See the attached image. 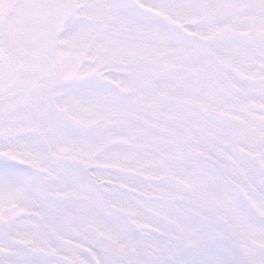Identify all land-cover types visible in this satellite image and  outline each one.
Returning a JSON list of instances; mask_svg holds the SVG:
<instances>
[{"label":"snow or ice","instance_id":"6c2138e0","mask_svg":"<svg viewBox=\"0 0 264 264\" xmlns=\"http://www.w3.org/2000/svg\"><path fill=\"white\" fill-rule=\"evenodd\" d=\"M242 84L264 101V0H0V264H264L198 188L147 207Z\"/></svg>","mask_w":264,"mask_h":264},{"label":"rangeland","instance_id":"374dc122","mask_svg":"<svg viewBox=\"0 0 264 264\" xmlns=\"http://www.w3.org/2000/svg\"><path fill=\"white\" fill-rule=\"evenodd\" d=\"M224 111L228 115L202 125L197 142L188 149L209 163L192 170L187 156L174 161L147 207L160 211L198 188V202L214 236L241 257L259 260L264 253V148L255 129L264 121V101L242 84ZM213 166L215 180L204 184Z\"/></svg>","mask_w":264,"mask_h":264}]
</instances>
